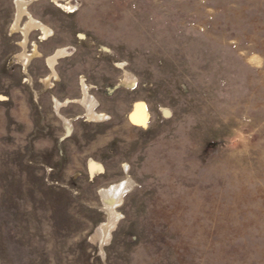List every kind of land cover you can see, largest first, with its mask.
I'll return each instance as SVG.
<instances>
[{
  "label": "rangeland",
  "instance_id": "rangeland-1",
  "mask_svg": "<svg viewBox=\"0 0 264 264\" xmlns=\"http://www.w3.org/2000/svg\"><path fill=\"white\" fill-rule=\"evenodd\" d=\"M0 264H264V0H0Z\"/></svg>",
  "mask_w": 264,
  "mask_h": 264
},
{
  "label": "bare ground",
  "instance_id": "bare-ground-1",
  "mask_svg": "<svg viewBox=\"0 0 264 264\" xmlns=\"http://www.w3.org/2000/svg\"><path fill=\"white\" fill-rule=\"evenodd\" d=\"M24 6H26V2L25 1H18L17 2V9H18V15H17V20H16V24H17V26H18V24H19V20L21 19V17H22V8L24 7ZM24 11H25V9H24ZM30 21H32V19L30 20ZM42 28V26L40 25V23H38V22H36V21H32V22H29V25L27 26V28H25L24 30H23V34H24V36H26L27 35V33L29 32V31H31V30H38V29H41ZM25 44H26V42H24L23 43V46H25ZM62 54V53H61ZM23 56H25V58H26V60L27 61H30L31 59H32V54H26V55H23ZM55 61H56V59L55 58H52V61H51V63H55ZM87 89V87L86 86H84V91ZM85 97L84 98H86V95H87V97H88V94H86V91H85ZM83 103H84V105L88 108V110L90 111H88V113H90L92 116H94V117H96V118H98V119H100V117H102L103 115L102 114H95V112H93V108H94V102L92 101V100H90L89 98H87V99H83V101H82ZM131 120H132V122L133 123H135L136 125H140V126H146L147 124H146V122H147V119H148V113H147V111H146V109H145V107L143 106V105H141V104H137L136 106H135V108H134V111L132 112V114H131ZM93 118V117H92ZM95 169V168H94ZM93 169V170H94ZM96 170V169H95ZM125 183H128V182H126L125 181ZM115 185H117V184H115ZM124 186V184L123 185H121L120 187H118V191H120L121 189H122V187ZM127 186V185H126ZM114 186L112 187V189L114 190ZM126 187L124 186V188L123 189H125ZM114 191H117L116 189L114 190ZM122 191V190H121ZM104 193L105 194H107L105 191H104ZM109 193V192H108ZM116 193H118V192H116ZM120 193V192H119ZM121 193H123V192H121ZM113 194H114V192H113ZM119 195V194H118ZM117 195V196H118ZM108 196V195H107ZM112 196V195H111ZM120 197V196H119ZM117 198V197H116ZM118 199V198H117ZM115 201V200H114ZM113 201V202H114ZM121 201V200H120ZM111 202V201H110ZM113 202L111 203V205L113 204ZM114 205V204H113ZM115 207V206H114Z\"/></svg>",
  "mask_w": 264,
  "mask_h": 264
}]
</instances>
